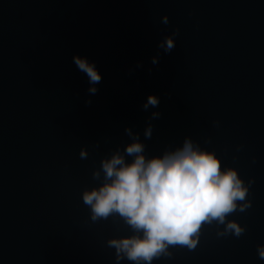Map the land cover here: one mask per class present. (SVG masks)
Listing matches in <instances>:
<instances>
[{"label":"water","instance_id":"95a60500","mask_svg":"<svg viewBox=\"0 0 264 264\" xmlns=\"http://www.w3.org/2000/svg\"><path fill=\"white\" fill-rule=\"evenodd\" d=\"M133 137L146 158L185 139L214 151L251 201L227 218L243 235L206 224L152 264H264V0H0V264H134L108 246L130 227L92 221L82 199Z\"/></svg>","mask_w":264,"mask_h":264},{"label":"clouds","instance_id":"9594fccd","mask_svg":"<svg viewBox=\"0 0 264 264\" xmlns=\"http://www.w3.org/2000/svg\"><path fill=\"white\" fill-rule=\"evenodd\" d=\"M162 23H169L167 15ZM178 33L179 29H175L172 36ZM172 36L165 37L159 45L165 52L175 47ZM73 61L86 73L91 85L100 82V74L86 58L74 56ZM89 91L95 93L97 89L93 86ZM158 104V98L150 95L144 107ZM126 131L132 136L130 129ZM145 136L150 138V127ZM79 155L83 159L88 154L81 149ZM126 156L133 157L130 163ZM101 172L102 183L86 189L82 199L90 209L92 221L117 215L130 227L132 235L108 241V246L115 249L117 261L126 258L134 264H152L161 256H171L170 246L194 249L206 224L222 225L218 235L239 237L246 230L227 218L237 210L244 212L251 207L248 186L235 168L222 170L214 151L201 150L189 139L163 156L146 158L144 145L133 137L124 154L116 152L101 161L93 178L100 180ZM257 252L264 259V245H259Z\"/></svg>","mask_w":264,"mask_h":264}]
</instances>
